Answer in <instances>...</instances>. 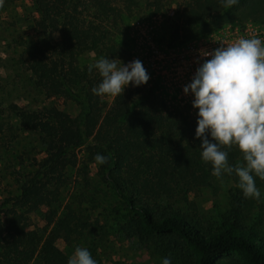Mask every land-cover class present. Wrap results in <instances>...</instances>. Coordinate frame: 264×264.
Returning <instances> with one entry per match:
<instances>
[{
	"label": "trees",
	"instance_id": "trees-1",
	"mask_svg": "<svg viewBox=\"0 0 264 264\" xmlns=\"http://www.w3.org/2000/svg\"><path fill=\"white\" fill-rule=\"evenodd\" d=\"M30 2L39 16L37 24L46 32L22 42V63L30 86L47 97L70 98L79 111L70 116L55 106L29 109L12 104L8 118H14V123L0 120V149L20 145L24 132L34 135L36 142L32 168L17 171L5 195L0 192V264L67 263L56 240L81 236L88 222L70 202L58 213L50 206L69 184V169L75 171L74 182L89 186L90 164L95 166L97 180L118 198L123 234L151 248L158 264L169 256L171 264H264L260 227L264 204L244 197L235 174L222 178L212 174L211 164L201 159V141L195 137L197 114H187V105L169 109L152 88L139 94V88L130 85L107 102V95L93 94L102 78L95 69L88 70L101 57L128 58L115 35L122 16L138 13L141 2L153 13L173 6L168 18L171 38H191L236 19L263 22L264 0H239L229 8L223 6L224 0ZM87 53L97 59L80 63ZM224 150L230 165L243 163L235 146ZM98 153L110 156L108 162L97 165ZM223 179L232 184L228 208L214 221L176 205L201 187L216 189V180ZM255 182L264 185L259 177ZM40 205L49 210L39 232L28 229L25 211ZM250 219L253 222L248 223Z\"/></svg>",
	"mask_w": 264,
	"mask_h": 264
},
{
	"label": "rangeland",
	"instance_id": "rangeland-1",
	"mask_svg": "<svg viewBox=\"0 0 264 264\" xmlns=\"http://www.w3.org/2000/svg\"><path fill=\"white\" fill-rule=\"evenodd\" d=\"M136 11L138 13L133 12L135 15L132 14L131 17L122 16L115 36L129 54L122 62L127 64L138 59L149 74L148 82L137 86L138 93L146 88H152L166 101L169 109L187 105V114H197L198 109L192 107V94L183 92L184 86L191 82L192 77L181 73L184 68L179 60V52L182 47L192 44L193 39L205 33H199L191 38H171L168 18L172 16L173 6L165 7L163 12L153 13L151 8H146L141 2ZM38 18L30 0H4L3 7H0V120L8 119L14 123V118H8L10 113L8 109L12 104L29 109L43 105L55 106L70 116L77 115L79 111L78 106L70 98L56 95L47 97L30 86L29 74L22 63V42L46 35L45 30L37 24ZM247 21L260 24L251 20L236 19L209 32H219L228 25V29L231 30L243 26ZM96 59L93 54L87 53L80 57V63L89 64ZM111 98L105 96L107 102ZM186 100H190L191 103ZM34 137L24 132L20 145L0 149V192L3 195L5 189H9L14 183L17 171L26 172L32 168L30 166L32 156L36 155L33 149L36 145ZM79 153L77 150L78 155ZM95 170L94 164H90L88 175L91 181L89 186L84 188L74 182V169L67 171L69 184L60 190L59 201L50 207L57 209L58 213L64 203L70 202L75 211L86 218L88 227L81 236L64 241L61 238L57 239L56 245L68 259L79 246L87 248L97 264H158V256L151 248L123 234L122 211L116 210L118 198L108 186L97 180ZM3 174L6 175V180H2ZM215 183L216 189L201 187L189 192L185 202L175 204L182 209H194L201 218L214 221L227 210L232 185L225 179L216 180ZM75 184L77 185L72 187ZM257 187L261 193L259 201L264 204V185ZM48 210L49 208L42 205L27 207L25 213L28 217V229L40 232L45 225ZM247 222H253V219ZM260 227L264 233V221Z\"/></svg>",
	"mask_w": 264,
	"mask_h": 264
},
{
	"label": "clouds",
	"instance_id": "clouds-1",
	"mask_svg": "<svg viewBox=\"0 0 264 264\" xmlns=\"http://www.w3.org/2000/svg\"><path fill=\"white\" fill-rule=\"evenodd\" d=\"M239 0H224L225 8ZM4 0H0L3 7ZM196 69L191 82L184 86L185 94L193 96L192 107L198 109L195 137L201 141V159L210 163L212 174L222 178L235 174L245 198L259 199L255 177L264 180V41L260 38H239L221 45ZM102 78L92 89L97 96H121L125 88L144 85L149 74L140 60L124 64L120 59L101 57L88 66ZM235 146L243 163L229 164L228 151ZM110 156L96 154L97 165L108 162ZM67 264H97L91 252L77 246ZM161 264H171V257Z\"/></svg>",
	"mask_w": 264,
	"mask_h": 264
},
{
	"label": "built area",
	"instance_id": "built-area-1",
	"mask_svg": "<svg viewBox=\"0 0 264 264\" xmlns=\"http://www.w3.org/2000/svg\"><path fill=\"white\" fill-rule=\"evenodd\" d=\"M243 24V26L241 25V27H236L231 30L228 29V25L227 28L219 32H209L201 35L193 39L192 44H188L187 47H182L179 52V60L184 69L181 73L187 74L188 77H193L200 64L210 58L203 57L201 55L202 52H211L221 45L228 46L241 37L260 38L264 41V21L260 24L247 21ZM186 102L191 103L190 100H186Z\"/></svg>",
	"mask_w": 264,
	"mask_h": 264
}]
</instances>
